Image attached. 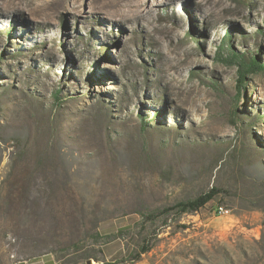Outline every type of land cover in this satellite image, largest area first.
Here are the masks:
<instances>
[{
	"label": "rangeland",
	"instance_id": "1",
	"mask_svg": "<svg viewBox=\"0 0 264 264\" xmlns=\"http://www.w3.org/2000/svg\"><path fill=\"white\" fill-rule=\"evenodd\" d=\"M226 37L262 63L264 0H0V264H264V71L238 91Z\"/></svg>",
	"mask_w": 264,
	"mask_h": 264
},
{
	"label": "trees",
	"instance_id": "2",
	"mask_svg": "<svg viewBox=\"0 0 264 264\" xmlns=\"http://www.w3.org/2000/svg\"><path fill=\"white\" fill-rule=\"evenodd\" d=\"M220 49L227 52L229 63L232 65H236V67H237V74H238L237 89H238V91L243 87V85L245 83L246 76L248 74L260 73V72L264 71V61L261 63L259 58L255 55H251L249 58H245L243 55L235 53L230 42H229V40H228V38L227 39L224 38V43L222 44V47ZM55 95L58 96V92H56ZM218 192H219V190L212 188L208 192L200 194L199 196H197L196 198H194L192 200L179 203L174 208H166V209L160 210L156 213L149 214L150 216L147 215L146 217L147 218L150 217V220L155 221V220L159 219L160 217L167 216L169 213H171V211H175L178 214L197 213L201 209L205 208L207 206V204L210 201H212V199L217 195ZM216 213H218V211H216ZM149 250H150L149 246H147V245L142 246V248L139 252L132 254V256H130V257H135L134 259L137 260L141 254H144V253L148 252ZM135 260H132V262H134ZM125 261H126V259L120 260L118 262V264H125L124 263ZM112 264H114V263H112Z\"/></svg>",
	"mask_w": 264,
	"mask_h": 264
},
{
	"label": "built area",
	"instance_id": "3",
	"mask_svg": "<svg viewBox=\"0 0 264 264\" xmlns=\"http://www.w3.org/2000/svg\"><path fill=\"white\" fill-rule=\"evenodd\" d=\"M223 213H224L223 208H218V214L221 215V214H223Z\"/></svg>",
	"mask_w": 264,
	"mask_h": 264
},
{
	"label": "water",
	"instance_id": "4",
	"mask_svg": "<svg viewBox=\"0 0 264 264\" xmlns=\"http://www.w3.org/2000/svg\"><path fill=\"white\" fill-rule=\"evenodd\" d=\"M87 264H93L91 261H88V263Z\"/></svg>",
	"mask_w": 264,
	"mask_h": 264
}]
</instances>
